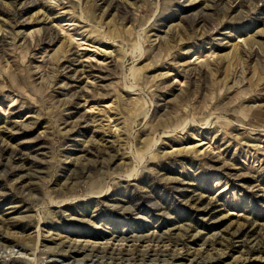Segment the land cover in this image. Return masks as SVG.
<instances>
[{
	"label": "rangeland",
	"instance_id": "374dc122",
	"mask_svg": "<svg viewBox=\"0 0 264 264\" xmlns=\"http://www.w3.org/2000/svg\"><path fill=\"white\" fill-rule=\"evenodd\" d=\"M164 250L264 264V0H0V264Z\"/></svg>",
	"mask_w": 264,
	"mask_h": 264
},
{
	"label": "bare ground",
	"instance_id": "6f19581e",
	"mask_svg": "<svg viewBox=\"0 0 264 264\" xmlns=\"http://www.w3.org/2000/svg\"><path fill=\"white\" fill-rule=\"evenodd\" d=\"M67 248L69 249L68 251H71L72 253H83V252H85V249L83 248V249H79L78 247H74L73 245H68L67 246ZM91 252L92 253H95V252H97V253H99V252H105V249L102 247H92V249H91ZM122 251L121 250H118V251H113V253L114 254H116V255H120V254H122L121 253ZM87 255H91V254H87ZM87 255H86V257H82L83 259H81V260H77L78 261V263H82L83 262V264H85L87 261H90V262H92V263H94V260L93 259H91L92 257H96V256H92V257H90V258H87ZM144 255V258H142V259H145L148 255H149V252L148 251H145V253L143 254ZM161 255L162 256H167L168 258H167V260H168V262H167V264H171L173 261H175L176 260V258L178 257V254L176 253V254H174V253H169V252H167V251H161ZM89 257V256H88ZM116 257H118V256H116ZM90 259V260H89ZM164 259V258H163ZM76 261V262H77ZM212 263H214V260H211V259H209L208 261H207V264H212ZM90 264V263H89ZM131 264V263H130Z\"/></svg>",
	"mask_w": 264,
	"mask_h": 264
}]
</instances>
